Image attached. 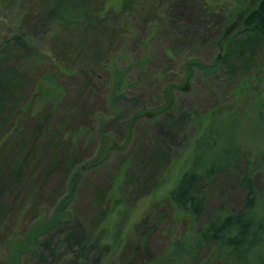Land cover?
<instances>
[{
    "label": "rangeland",
    "instance_id": "obj_1",
    "mask_svg": "<svg viewBox=\"0 0 264 264\" xmlns=\"http://www.w3.org/2000/svg\"><path fill=\"white\" fill-rule=\"evenodd\" d=\"M79 1L88 16L75 24L66 21L69 11L46 15V0L0 3V50L2 40L19 32L38 51L15 57L26 93L45 70L56 71L66 61L70 67L59 76L66 95L35 143L40 151L28 161L32 175L17 199L21 211L0 232V264H9L16 244L41 233L43 216L57 208L72 212L87 229L116 219L115 210L111 219L104 212L117 180L130 210L116 220L118 250L107 264H119L122 245L147 213L155 232L150 250L134 264H165L177 257L176 239L194 228L167 201L182 168L207 157L206 146L192 141L199 128L193 112L224 114L216 127L233 113L220 146L234 126L240 166L250 172L264 204V37L239 34L242 13L259 0H132L127 7L120 0ZM11 142L0 151L4 163L18 150ZM153 169L143 181V172ZM233 174H219L207 185L206 214L243 206ZM40 250L21 255L17 264H50ZM71 264L99 262L91 256Z\"/></svg>",
    "mask_w": 264,
    "mask_h": 264
},
{
    "label": "trees",
    "instance_id": "obj_2",
    "mask_svg": "<svg viewBox=\"0 0 264 264\" xmlns=\"http://www.w3.org/2000/svg\"><path fill=\"white\" fill-rule=\"evenodd\" d=\"M79 2V0H46L45 14L49 15L59 10L63 16L69 11L70 16H67L66 21L68 24H75L82 15L88 16ZM121 2L126 4V7L132 4V0H120ZM102 14L98 13L97 16L102 17ZM242 15L243 28L239 34H252L256 38H263L264 0H259L254 8L244 11ZM239 17L237 16V22ZM30 42L25 35L21 36L19 32H15L12 37L2 40L0 50V151L3 142H7L10 138L14 148H18L9 161L4 163L0 159V232L13 220L12 216L15 217L16 214L18 217L21 211L18 210L17 199L25 190L28 177L32 175L28 161L34 160L40 151L35 147V143L47 130V123L51 121L52 115L66 95V88L59 76L70 70L67 61L58 64L56 71L45 70L34 80L26 93L24 76L18 70L20 64L17 63L16 58L31 51L38 54L37 49ZM231 52L230 49L229 53ZM193 114V118L199 123V128L192 141L196 146H206L204 153L207 157L203 160L196 157L193 166L182 168L176 184L167 193V201L173 213L183 215L190 224L194 225V228L192 233L176 239L174 253L177 257L173 261L168 260L164 263L264 264V204L250 172L240 166L243 152L237 145L236 138L232 137L235 133L234 126L231 137H225L226 140L220 146V134L233 124L234 115L228 112L227 117L231 120L228 121L226 117V122L224 120L220 123L221 126L219 124L216 127L215 123L220 121L224 114L220 116H201L194 112ZM33 117H37L36 121L30 124ZM154 171L153 169L150 172H143V181H147ZM123 172L125 177L126 169ZM222 173H235L233 175L236 176L237 184L244 192V203L242 207H230L226 210L222 208L208 215L206 208L210 196L205 189L217 175ZM157 178L158 175L155 179ZM119 181L116 182L117 187L109 197L108 207L104 212L105 216L110 218V210H115L116 219L108 223L101 221L87 229L77 218L73 220L72 212L57 208L51 217L43 216L41 225L37 227L38 231L42 230L41 233L30 235L26 240L28 243L22 246L16 244L13 250H10L14 260L12 259L9 264L13 261L17 264L21 255L27 253L29 255L40 248L41 257L46 261L51 259L50 264H71L77 257L89 261L91 256H95L99 264L110 262L111 257H114L118 250L116 244L118 239L116 240L114 236L116 220L123 216L128 217L130 210L119 190ZM57 230H60L61 235L54 234ZM132 232V237L129 236L127 243L124 242L122 245L121 256L117 257L119 264H134L137 256L144 255L150 250V239L155 232L151 213H147V216L135 225ZM11 244L12 241L7 242L9 247ZM148 263L144 262V264Z\"/></svg>",
    "mask_w": 264,
    "mask_h": 264
},
{
    "label": "bare ground",
    "instance_id": "obj_3",
    "mask_svg": "<svg viewBox=\"0 0 264 264\" xmlns=\"http://www.w3.org/2000/svg\"><path fill=\"white\" fill-rule=\"evenodd\" d=\"M175 115V114H174Z\"/></svg>",
    "mask_w": 264,
    "mask_h": 264
}]
</instances>
